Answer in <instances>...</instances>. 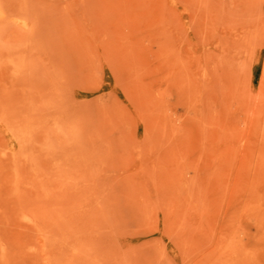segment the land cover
I'll list each match as a JSON object with an SVG mask.
<instances>
[{
  "label": "rangeland",
  "instance_id": "1",
  "mask_svg": "<svg viewBox=\"0 0 264 264\" xmlns=\"http://www.w3.org/2000/svg\"><path fill=\"white\" fill-rule=\"evenodd\" d=\"M0 264H264V0H0Z\"/></svg>",
  "mask_w": 264,
  "mask_h": 264
}]
</instances>
